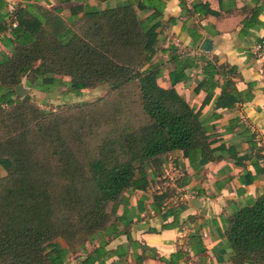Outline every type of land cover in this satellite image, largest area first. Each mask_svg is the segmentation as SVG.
I'll list each match as a JSON object with an SVG mask.
<instances>
[{
    "label": "trees",
    "instance_id": "trees-1",
    "mask_svg": "<svg viewBox=\"0 0 264 264\" xmlns=\"http://www.w3.org/2000/svg\"><path fill=\"white\" fill-rule=\"evenodd\" d=\"M153 2L89 9L65 27L40 9L7 12L0 0L1 44L8 52L0 56V264H63L77 252L85 255L81 264H94L105 256L108 240L129 226L128 195L143 192L168 155L181 152L190 161L193 156L212 161L211 149H222L210 147L199 112L173 89L178 79L169 75V89L157 84L160 69L151 60L160 24L152 21L161 15L162 4ZM147 10L152 23L142 27L138 13ZM234 72L205 62L211 89L214 74L224 77L219 107L239 101ZM22 80L46 99L59 88L78 95L106 86L107 93L91 103L44 111L14 97L13 88ZM130 86L135 100L120 95ZM252 138L250 149L262 161V149ZM182 205H175L176 213ZM224 222L228 262L264 264V192ZM95 239L98 247L87 251Z\"/></svg>",
    "mask_w": 264,
    "mask_h": 264
},
{
    "label": "crops",
    "instance_id": "crops-1",
    "mask_svg": "<svg viewBox=\"0 0 264 264\" xmlns=\"http://www.w3.org/2000/svg\"><path fill=\"white\" fill-rule=\"evenodd\" d=\"M124 1L134 0H4L7 12L27 9L38 13L40 9L65 27L89 9L103 10ZM155 1L162 4L161 15L152 21L160 24L151 60L160 69L157 84L169 89V75L177 78L173 89L199 112L210 147L220 145L222 149H211L212 161L195 156L190 161L181 152L168 155L166 159L175 165L178 186L195 192L196 197L176 213L170 201H155L160 196L158 177L143 192L130 193L126 214L130 220L125 221L129 226L108 240L102 250L105 256L94 264H137L141 258L140 264H164L158 258L171 264H230L224 220L264 192V51L256 50L264 36V0ZM151 14L152 10L138 13L142 27L152 23L147 19ZM1 38L2 34L0 56L8 55ZM205 62L235 70L231 80L239 101L231 105L225 99L229 106H217L224 77L214 74L211 89L204 75ZM20 84L27 92L41 95L26 88L23 80ZM250 136L253 143L262 141V161L250 149ZM121 213L118 208L116 214ZM118 230L123 231L122 226ZM191 236L197 240L191 241ZM98 240L86 245V250H95ZM177 251L179 255L170 260ZM84 258L80 252L68 254L63 264H81Z\"/></svg>",
    "mask_w": 264,
    "mask_h": 264
},
{
    "label": "rangeland",
    "instance_id": "rangeland-1",
    "mask_svg": "<svg viewBox=\"0 0 264 264\" xmlns=\"http://www.w3.org/2000/svg\"><path fill=\"white\" fill-rule=\"evenodd\" d=\"M63 80H67V79L63 78ZM63 90L64 88L57 89L55 93L52 94L53 97L51 99L44 98V94L42 93L41 95H39L37 93L33 94L31 92H26L23 97H25L28 101L31 100L35 102V104L37 103L36 106L41 110L52 111L57 108H65L68 106H72L74 104L91 103L101 97H104L105 94L107 93L106 86L97 87L96 89H91V90H82L78 95L67 94L63 92ZM120 95L122 97H128L134 100L137 97L134 86L125 88L124 92L122 91ZM40 102H43V103L40 104ZM131 113L136 114V115L139 114L136 108H132Z\"/></svg>",
    "mask_w": 264,
    "mask_h": 264
},
{
    "label": "built area",
    "instance_id": "built-area-1",
    "mask_svg": "<svg viewBox=\"0 0 264 264\" xmlns=\"http://www.w3.org/2000/svg\"><path fill=\"white\" fill-rule=\"evenodd\" d=\"M257 51H264V36L260 43L256 45ZM255 145L261 147L262 141L256 139ZM264 163V160L262 161ZM176 169L172 160H167L161 165L160 175L158 176V195H168L166 199L172 205L187 204L196 197V193L190 190L180 188L176 185Z\"/></svg>",
    "mask_w": 264,
    "mask_h": 264
},
{
    "label": "water",
    "instance_id": "water-1",
    "mask_svg": "<svg viewBox=\"0 0 264 264\" xmlns=\"http://www.w3.org/2000/svg\"><path fill=\"white\" fill-rule=\"evenodd\" d=\"M13 92L16 98L21 99L23 95L27 92V90H24L22 88V85L18 84L13 88Z\"/></svg>",
    "mask_w": 264,
    "mask_h": 264
}]
</instances>
